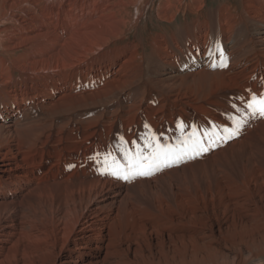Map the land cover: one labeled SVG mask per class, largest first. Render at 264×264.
I'll return each instance as SVG.
<instances>
[{
  "label": "bare ground",
  "instance_id": "1",
  "mask_svg": "<svg viewBox=\"0 0 264 264\" xmlns=\"http://www.w3.org/2000/svg\"><path fill=\"white\" fill-rule=\"evenodd\" d=\"M253 95L264 0H0V264H264ZM193 130L215 143L108 174Z\"/></svg>",
  "mask_w": 264,
  "mask_h": 264
},
{
  "label": "snow or ice",
  "instance_id": "2",
  "mask_svg": "<svg viewBox=\"0 0 264 264\" xmlns=\"http://www.w3.org/2000/svg\"><path fill=\"white\" fill-rule=\"evenodd\" d=\"M221 57H223V53H221ZM247 108L253 115L264 116V95L259 98L253 95L247 104ZM240 123V121H237L236 127L231 131L225 128L224 133L229 137L238 134ZM205 139L212 140V136L206 137L203 134L198 136L195 130L175 145L167 141L161 142L155 135L145 136L144 142L140 146L132 142V148L136 151L132 152L131 155H129L131 149L123 152L127 158V162L123 165L117 164L115 160L109 163L106 156V169L108 174L113 175L116 179L131 182L138 177L150 176L156 170H162V168L181 162L188 156L189 152L200 154L207 151L208 148L204 144ZM212 142L215 143V140H212ZM110 155L108 154V156Z\"/></svg>",
  "mask_w": 264,
  "mask_h": 264
}]
</instances>
